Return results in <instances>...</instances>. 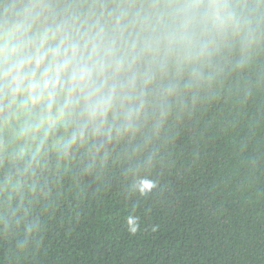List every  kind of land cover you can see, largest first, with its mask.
<instances>
[{"label":"trees","instance_id":"16d2710c","mask_svg":"<svg viewBox=\"0 0 264 264\" xmlns=\"http://www.w3.org/2000/svg\"><path fill=\"white\" fill-rule=\"evenodd\" d=\"M190 2L230 19L142 53ZM110 41L104 102L69 92L66 54ZM0 264H264V0H0Z\"/></svg>","mask_w":264,"mask_h":264},{"label":"clouds","instance_id":"9594fccd","mask_svg":"<svg viewBox=\"0 0 264 264\" xmlns=\"http://www.w3.org/2000/svg\"><path fill=\"white\" fill-rule=\"evenodd\" d=\"M230 15L226 5L213 2L177 3L166 6L154 17L145 18L144 23L152 27V32L144 38L141 52L156 51L161 46L172 49L191 46L195 42L206 43L207 25L211 23L216 27H223L230 19ZM136 46L137 41L134 39L131 49L135 51ZM76 51V47L73 46L72 55L66 54L58 71L67 74L69 92H80L82 95L86 94V100L103 103L109 74H119L124 70L127 55L120 54L115 41L93 43L87 56L81 54L77 58ZM29 59L22 56L8 69L9 74L15 72L11 77V83L15 84L11 89L13 95L23 90L19 83L22 79L20 73L25 69Z\"/></svg>","mask_w":264,"mask_h":264},{"label":"rangeland","instance_id":"374dc122","mask_svg":"<svg viewBox=\"0 0 264 264\" xmlns=\"http://www.w3.org/2000/svg\"><path fill=\"white\" fill-rule=\"evenodd\" d=\"M4 42L6 43L5 38H4ZM6 48H7V46H6ZM6 48H5V49H6ZM6 50H7V49H6Z\"/></svg>","mask_w":264,"mask_h":264}]
</instances>
